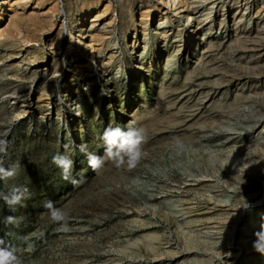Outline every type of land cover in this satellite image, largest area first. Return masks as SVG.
Returning a JSON list of instances; mask_svg holds the SVG:
<instances>
[{
  "label": "rangeland",
  "instance_id": "rangeland-1",
  "mask_svg": "<svg viewBox=\"0 0 264 264\" xmlns=\"http://www.w3.org/2000/svg\"><path fill=\"white\" fill-rule=\"evenodd\" d=\"M212 1L0 0V192L29 189L0 199V241L22 264H264V0ZM109 126L144 130L135 167Z\"/></svg>",
  "mask_w": 264,
  "mask_h": 264
},
{
  "label": "clouds",
  "instance_id": "clouds-1",
  "mask_svg": "<svg viewBox=\"0 0 264 264\" xmlns=\"http://www.w3.org/2000/svg\"><path fill=\"white\" fill-rule=\"evenodd\" d=\"M144 139L145 135L142 128L129 126L126 129H122L119 126H109L105 128L102 134L105 156L107 160L111 161L118 168L123 166H127L128 168L135 167L143 156L142 144ZM174 148L177 152L182 151L184 141L177 138L174 142ZM6 150L7 141L0 139V153H5ZM79 150L81 153H86L87 164L93 171H98L104 166L105 156L89 152L86 144H81ZM52 162L61 169L62 178L68 180L74 165L73 159L67 155L57 153L52 157ZM18 168L19 165L5 168L0 163V180L15 176ZM71 182L75 184L77 181L72 179ZM28 195L29 189L27 186H15L11 189L10 193L0 192V199H3L12 210H15L14 206L21 205ZM44 207L48 209L51 222H62L66 225L70 210L64 207H57L51 200L46 201ZM5 222L13 223L14 217H6ZM255 236L256 239L252 242V246L257 252L264 254V226L255 233ZM0 264H22V260L17 255L16 249L4 245L3 241H0Z\"/></svg>",
  "mask_w": 264,
  "mask_h": 264
},
{
  "label": "bare ground",
  "instance_id": "bare-ground-1",
  "mask_svg": "<svg viewBox=\"0 0 264 264\" xmlns=\"http://www.w3.org/2000/svg\"><path fill=\"white\" fill-rule=\"evenodd\" d=\"M207 0H197V3H199V2H206ZM210 1V0H209ZM217 1L218 0H213L212 2L213 3H217ZM4 2V1H3ZM3 2L1 1V4H3ZM211 2V3H212ZM195 5H196V3H195ZM193 6V5H192ZM199 6V5H198ZM189 7V6H188ZM181 8V7H180ZM199 7H196V8H194V9H198ZM189 9H191V10H193V8H189ZM193 12H194V10H193ZM193 12H190L189 13V15L191 16V18L187 21V23L188 24H191L192 23V19H193ZM178 15V14H177ZM261 15V14H260ZM186 18V17H185ZM194 19H196V17L194 18ZM251 19V18H250ZM165 22V20H161V25L163 24ZM106 26V25H105ZM190 26V25H189ZM198 26V25H197ZM261 41V40H260ZM79 42V41H78ZM92 41H89L88 42V45L87 46H92V43H91ZM75 43V42H74ZM79 46H82L83 45V42L82 41H80L79 43ZM252 48V47H251ZM256 48V47H255ZM93 64H95V66L97 67V69L99 68V66H98V64H97V58L93 55L92 57H91V60H90ZM41 63H43V62H41ZM94 66V67H95ZM35 67V66H34ZM231 231V230H230ZM234 231H235V228L233 229V231H232V235L234 234ZM232 245V244H231ZM229 249H230V251H232V252H234L235 251V249L236 248H232V246L231 247H229ZM234 250V251H233ZM231 252V253H232Z\"/></svg>",
  "mask_w": 264,
  "mask_h": 264
}]
</instances>
